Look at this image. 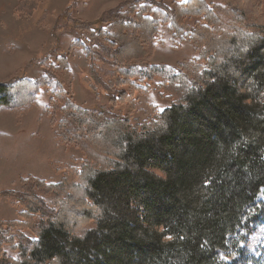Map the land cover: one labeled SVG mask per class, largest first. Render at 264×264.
<instances>
[{"label": "trees", "instance_id": "obj_1", "mask_svg": "<svg viewBox=\"0 0 264 264\" xmlns=\"http://www.w3.org/2000/svg\"><path fill=\"white\" fill-rule=\"evenodd\" d=\"M142 1L123 0L99 22L106 27L85 29V54L92 71L98 63L114 69L109 90L147 92L149 81L164 77L176 101L152 120L135 125L79 106L62 79L63 57L39 80L0 82V110L33 105L42 88L56 87L45 112L62 102V118H51L55 137L83 156L81 166L59 168L56 183L28 177L18 191L4 192L16 197L17 219L0 221V264L17 238L21 258L7 264H236L223 254L239 250L242 230L256 228L264 191L260 5L187 0L172 10ZM193 17L199 21L190 28ZM166 24L174 42L193 43L197 55L175 70L133 68ZM24 230L35 239H24Z\"/></svg>", "mask_w": 264, "mask_h": 264}, {"label": "rangeland", "instance_id": "obj_2", "mask_svg": "<svg viewBox=\"0 0 264 264\" xmlns=\"http://www.w3.org/2000/svg\"><path fill=\"white\" fill-rule=\"evenodd\" d=\"M122 1L0 0V82L18 77L39 80L48 67L63 57L68 67L62 79L79 106L98 113L106 111L111 117H127L135 125L152 120L176 101L175 96L163 88L164 77L156 76L149 81L147 92L126 86L109 90L107 86L113 84L114 69L98 63L101 67L92 71L85 54L86 46L91 45L90 30L85 29L106 27L107 24L99 22L111 18L109 12ZM159 1L173 10L187 0ZM205 1L225 4L224 0ZM252 4L260 5L259 15L264 24V0ZM233 7L238 11V6ZM198 21L193 17L186 23L192 28ZM145 47L146 56L136 60L133 68L160 65L175 70L179 63L197 55L193 43L174 42L169 24L163 25L155 39L148 40ZM57 91L54 86L44 87L35 95V104L0 110V221L17 219L16 197L9 200L4 192L18 191L21 179L34 177L56 183L62 177V172L57 171L59 168L66 164L79 167L83 162L79 150L64 148L55 137L56 127L51 118L54 116L56 121L62 118V102L57 103L51 115L45 112ZM121 91L130 98L119 100ZM256 202L260 220L252 233L242 230L236 236L240 251L224 253L227 262L264 264V191ZM22 235L24 239H35L28 230ZM23 246L22 238L5 245L3 257L6 261L3 263L20 260Z\"/></svg>", "mask_w": 264, "mask_h": 264}]
</instances>
